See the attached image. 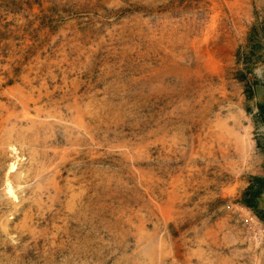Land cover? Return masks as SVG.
Wrapping results in <instances>:
<instances>
[{
  "label": "rangeland",
  "instance_id": "374dc122",
  "mask_svg": "<svg viewBox=\"0 0 264 264\" xmlns=\"http://www.w3.org/2000/svg\"><path fill=\"white\" fill-rule=\"evenodd\" d=\"M256 3L0 0V264H264Z\"/></svg>",
  "mask_w": 264,
  "mask_h": 264
},
{
  "label": "crops",
  "instance_id": "0c3cea01",
  "mask_svg": "<svg viewBox=\"0 0 264 264\" xmlns=\"http://www.w3.org/2000/svg\"><path fill=\"white\" fill-rule=\"evenodd\" d=\"M256 2H257L256 10L259 12V15H260L259 17L260 26L264 27V0H256ZM260 156H262V162H260V164H263L264 154H260ZM259 172H260V176L264 177V164L263 166L260 165ZM256 196L257 197L252 202L253 204H255V208H254L255 214L254 215L257 218V220L260 222L262 227L264 228V191H259V193ZM248 209L252 211L251 208H248ZM262 254H264V249H263Z\"/></svg>",
  "mask_w": 264,
  "mask_h": 264
},
{
  "label": "bare ground",
  "instance_id": "6f19581e",
  "mask_svg": "<svg viewBox=\"0 0 264 264\" xmlns=\"http://www.w3.org/2000/svg\"><path fill=\"white\" fill-rule=\"evenodd\" d=\"M35 117V116H34ZM38 117V116H37ZM34 119V118H33ZM39 119H40V117H39ZM32 121V120H31ZM36 121V120H35ZM39 121V120H38ZM32 123V122H31ZM35 123V122H34ZM37 123V122H36ZM39 123V122H38ZM10 184V183H9ZM14 188V187H13ZM13 188H12V186H10V188H9V191H12L13 192ZM14 196V195H13ZM14 199H16V197L14 196Z\"/></svg>",
  "mask_w": 264,
  "mask_h": 264
}]
</instances>
